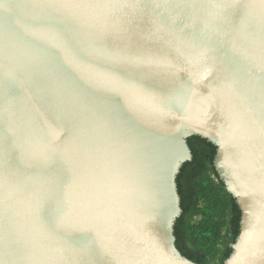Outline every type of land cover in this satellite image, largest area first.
<instances>
[{"label": "water", "instance_id": "1", "mask_svg": "<svg viewBox=\"0 0 264 264\" xmlns=\"http://www.w3.org/2000/svg\"><path fill=\"white\" fill-rule=\"evenodd\" d=\"M191 136L264 264V0H0V264H199Z\"/></svg>", "mask_w": 264, "mask_h": 264}, {"label": "trees", "instance_id": "2", "mask_svg": "<svg viewBox=\"0 0 264 264\" xmlns=\"http://www.w3.org/2000/svg\"><path fill=\"white\" fill-rule=\"evenodd\" d=\"M187 143L192 158L176 176L182 212L174 223L175 245L199 264H222L240 231L241 210L213 166L216 146L199 136Z\"/></svg>", "mask_w": 264, "mask_h": 264}]
</instances>
